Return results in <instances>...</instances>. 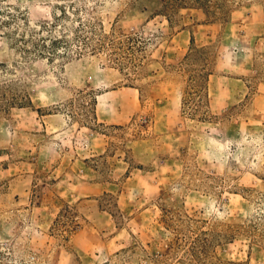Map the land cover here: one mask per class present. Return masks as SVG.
Masks as SVG:
<instances>
[{
	"label": "rangeland",
	"instance_id": "obj_1",
	"mask_svg": "<svg viewBox=\"0 0 264 264\" xmlns=\"http://www.w3.org/2000/svg\"><path fill=\"white\" fill-rule=\"evenodd\" d=\"M0 264H264V0H0Z\"/></svg>",
	"mask_w": 264,
	"mask_h": 264
}]
</instances>
